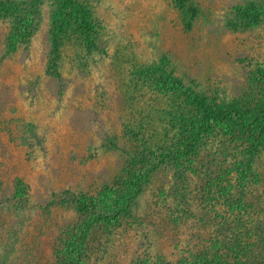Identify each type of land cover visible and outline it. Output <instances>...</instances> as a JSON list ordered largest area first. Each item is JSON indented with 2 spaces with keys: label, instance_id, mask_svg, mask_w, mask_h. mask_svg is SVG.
Returning a JSON list of instances; mask_svg holds the SVG:
<instances>
[{
  "label": "rangeland",
  "instance_id": "obj_1",
  "mask_svg": "<svg viewBox=\"0 0 264 264\" xmlns=\"http://www.w3.org/2000/svg\"><path fill=\"white\" fill-rule=\"evenodd\" d=\"M78 1L92 10L101 50L68 30L57 68L49 35L59 0H42L32 33L0 15V264H52L77 223L74 198L100 200L159 159L119 230L91 231L87 264L191 252L264 264V148L246 178L232 166L246 158L241 142L209 137L177 172L160 156L180 145L166 114L172 97L141 75L165 66L218 104L255 99L264 21L246 28L237 8L252 3L264 17V0H191L197 12L185 22L172 0Z\"/></svg>",
  "mask_w": 264,
  "mask_h": 264
},
{
  "label": "trees",
  "instance_id": "obj_2",
  "mask_svg": "<svg viewBox=\"0 0 264 264\" xmlns=\"http://www.w3.org/2000/svg\"><path fill=\"white\" fill-rule=\"evenodd\" d=\"M190 1L172 0L184 22L194 19L197 12V9L189 4ZM42 4V0H24L21 3L10 0L8 4L2 5L0 15L3 18L18 17L17 31L26 29L32 33ZM56 10L49 35L51 68L60 65L61 49L68 30L76 29L88 51L101 50L93 13L87 4L78 0H59ZM237 13L246 28L255 27L264 21L262 13L252 3L244 7L239 6ZM55 74L59 75L57 72ZM141 75L150 79V85L156 89L168 92L173 100L166 114L171 117L170 122L178 130L180 145L174 152L160 153L165 159L164 162L174 164L177 172L184 173L187 166H192L191 156L197 152L200 145L209 137L221 135L230 138L234 143L241 142L240 146L244 148L242 156L246 158L240 162L235 160L232 166L242 177H248L255 155L264 148V72L258 77H263L260 90H253L255 99L246 98L245 95L222 104L207 99L194 87L184 85L181 79L165 66L163 70L151 66L142 70ZM156 161L163 162L161 159ZM159 162H153L148 168L139 171L131 169L127 175L120 178L117 185H107L106 191H101L100 200L86 194L74 198L73 206L78 220L69 230V234L67 232L65 235L66 240H63L52 264H87L91 231H103L110 239L115 231L119 230V225L122 226L124 219L132 216V207L150 178L158 171ZM221 246L220 243L218 248ZM191 253L177 261L157 257L151 264H254L245 258L230 262L222 256H210L205 252Z\"/></svg>",
  "mask_w": 264,
  "mask_h": 264
}]
</instances>
